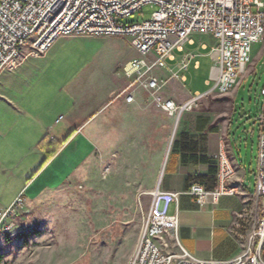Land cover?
<instances>
[{
  "label": "rangeland",
  "instance_id": "374dc122",
  "mask_svg": "<svg viewBox=\"0 0 264 264\" xmlns=\"http://www.w3.org/2000/svg\"><path fill=\"white\" fill-rule=\"evenodd\" d=\"M157 10L155 5H146L124 21L141 23L152 19ZM191 37L196 44L185 47L194 51L196 57L189 69L180 72L181 76H187L182 88L191 94L196 91L204 94L215 84L211 78L215 64L208 52L217 41L210 34L195 33ZM204 43L208 50L202 48ZM53 49L59 50L63 74L76 79L81 104L87 100L92 106L91 111L87 108L85 121L91 119L86 131L93 132V136L89 135L95 154L65 181L85 157L87 148H81L76 158L61 170V181L65 182L29 207L23 206L15 218L13 231H0L1 264H126L139 242L152 192L163 185L170 171L173 143L183 128L182 117L213 111L212 96L205 97L193 111L185 112L175 131L176 117L159 104L167 99L183 104L173 97L179 90L172 83L181 78L171 68L175 63L169 62L168 68L154 72L164 82L160 90L138 86L146 95L141 97L138 119L131 108L120 107L124 98L116 94L110 105L99 112L95 104L107 90L114 89L120 95L127 84L122 81L124 68L141 57L131 38L67 36L56 39ZM251 56L253 65L248 75L240 79L237 97L236 90L219 96L224 99L215 109L227 115L236 111L231 143L237 163L248 171L249 182L255 186L260 141L257 118L264 110L262 43L253 45ZM197 60L201 62L200 68L194 67ZM207 80H211L212 86ZM149 106L155 109L149 110ZM105 119L108 122L102 121ZM194 182L197 179L188 177L186 189ZM171 241V248L177 249L178 242Z\"/></svg>",
  "mask_w": 264,
  "mask_h": 264
},
{
  "label": "built area",
  "instance_id": "2783aa9c",
  "mask_svg": "<svg viewBox=\"0 0 264 264\" xmlns=\"http://www.w3.org/2000/svg\"><path fill=\"white\" fill-rule=\"evenodd\" d=\"M146 5L158 7L152 19L133 24L124 21ZM195 33L213 35L217 41L208 52L215 64L211 75L215 84L208 93L197 92L181 105L173 99L159 101L178 123L206 96L228 95L248 75L253 65V45L260 42L264 46V0H0V70L18 69L27 57L26 49L28 55L43 56L60 37L129 36L141 57L124 68L125 76L132 79L128 88L141 85L158 91L164 82L154 75L156 69L168 68L180 53V70L189 69L195 54L185 46L196 43L191 37ZM201 46L209 49L205 43ZM181 79L187 80L185 75ZM261 94L264 96V88ZM257 122L260 141L256 192L261 207L244 250L229 259L199 258L180 245L179 216L170 213L173 204L178 209L184 195L196 198L203 206L235 194L236 189L229 183L237 170L224 146L216 157L215 188L192 183L185 191H166L158 186L152 192L139 242L126 264H264V110ZM23 206L24 199L19 196L11 206L0 208V231L15 229V218ZM167 234H173L177 249L165 241Z\"/></svg>",
  "mask_w": 264,
  "mask_h": 264
},
{
  "label": "crops",
  "instance_id": "0c3cea01",
  "mask_svg": "<svg viewBox=\"0 0 264 264\" xmlns=\"http://www.w3.org/2000/svg\"><path fill=\"white\" fill-rule=\"evenodd\" d=\"M53 46L54 44L43 56L28 55L29 49H26L27 57L18 69L0 70V208L11 206L19 196L24 199V207H29L47 192L61 186L76 169L95 154L90 136H93V132L86 131L91 119L85 121L87 108L91 111L92 106L87 100L81 104L82 96L78 95L76 79L67 78L66 72L63 74V69L59 67L62 65V58L57 55L59 50L55 51ZM192 52L196 57V53ZM182 54L173 61L175 65L171 67L180 78L184 76L180 75V72L184 71L180 70L179 64ZM196 62L200 61H195V68ZM125 80L127 84H124L120 95H117L114 89L103 94L95 104L99 107V112L110 105L112 97L116 94L120 96L118 98H124L120 107L131 108L133 115L136 114V119L139 118L141 97L145 98L146 95L138 87L141 85L129 89L132 79L124 74L122 81ZM186 81L179 79L172 83L174 89L179 90V94L173 97L182 103L195 94L182 88V83ZM62 88H66V91H61ZM238 91L237 88L236 97ZM128 96H132L133 100L128 101ZM209 96L213 99V111L184 116L181 121L182 132L194 136V140L198 142L199 154L211 158L212 163H182L179 153L175 156V164H171L161 188L166 191H185V181H188V177L196 178L198 175L209 178L194 183H200L209 189L215 188L216 175L213 177L210 174V166H213V162L216 166L217 154L227 146L237 170L235 178L229 183L230 187L236 189L235 194L223 196L217 202L203 206H200L196 198L183 196L178 209L173 204L170 213H178V237L181 246L202 259H229L244 250L255 228L261 199L257 197L256 185L253 186L249 182L248 171L242 170V165L236 161L231 143L236 111L228 115L222 113L215 108L224 99L218 97L224 95L215 93L206 97ZM236 100L235 98L234 103ZM148 109L155 108L149 106ZM199 117L209 119L204 131L198 129ZM109 118L110 114L107 116L108 121ZM107 119L102 121L108 122ZM176 125L178 127V123ZM209 126H216L217 131H209ZM173 140L174 134L171 142ZM83 147L87 148L85 157L62 182V168L74 160ZM51 154L54 156L50 157ZM172 239L173 234L165 236V241L170 244Z\"/></svg>",
  "mask_w": 264,
  "mask_h": 264
},
{
  "label": "trees",
  "instance_id": "16d2710c",
  "mask_svg": "<svg viewBox=\"0 0 264 264\" xmlns=\"http://www.w3.org/2000/svg\"><path fill=\"white\" fill-rule=\"evenodd\" d=\"M209 124L208 118L199 117L198 118V129L199 131H204L206 126ZM209 131H217L216 126H209ZM174 148H173V157L171 158V164H175V153H180L181 155V162L182 163H195V164H211L212 159L209 158L206 155L199 154L198 149V142L194 140V136H192L190 133L187 132H181L178 139L174 141ZM47 146V144H46ZM56 153V152H55ZM54 154H51L50 157H53ZM47 163V162H45ZM213 166H210V174L214 177L217 172V168L215 163L213 162ZM209 176L205 175H198L195 179H197V182H200L201 180L208 179ZM3 256L0 257V264L2 263Z\"/></svg>",
  "mask_w": 264,
  "mask_h": 264
},
{
  "label": "bare ground",
  "instance_id": "6f19581e",
  "mask_svg": "<svg viewBox=\"0 0 264 264\" xmlns=\"http://www.w3.org/2000/svg\"><path fill=\"white\" fill-rule=\"evenodd\" d=\"M176 123H177V121H176ZM175 127H176V128H175V131H176V129H177V125H175ZM175 131H174V133H175Z\"/></svg>",
  "mask_w": 264,
  "mask_h": 264
}]
</instances>
